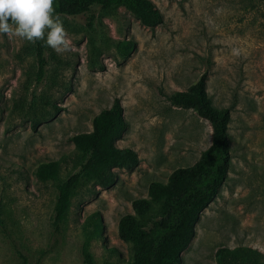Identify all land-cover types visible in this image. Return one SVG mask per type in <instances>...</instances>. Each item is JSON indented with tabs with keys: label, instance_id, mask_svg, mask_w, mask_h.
<instances>
[{
	"label": "rangeland",
	"instance_id": "rangeland-1",
	"mask_svg": "<svg viewBox=\"0 0 264 264\" xmlns=\"http://www.w3.org/2000/svg\"><path fill=\"white\" fill-rule=\"evenodd\" d=\"M163 15L154 28L124 8L60 16L73 50L58 54L43 39L42 80L34 43L0 34V264H85L86 242L96 264H129L119 218L210 146L212 128L167 96L202 74L216 107H229L231 169L203 211L183 264H219V248L250 247L261 255L222 264H264V0H152ZM132 39L128 58L118 45ZM119 98L128 123L117 146L135 150L133 171L115 169L103 189L82 183L59 230L52 225L55 183L39 181L40 162L61 160L60 178L80 166L71 136ZM59 108L53 114L52 106ZM39 120L37 130L31 124Z\"/></svg>",
	"mask_w": 264,
	"mask_h": 264
},
{
	"label": "trees",
	"instance_id": "trees-1",
	"mask_svg": "<svg viewBox=\"0 0 264 264\" xmlns=\"http://www.w3.org/2000/svg\"><path fill=\"white\" fill-rule=\"evenodd\" d=\"M175 1V0H168ZM102 10L122 7L145 27L154 28L163 22V15L152 0H54L55 13L76 17ZM136 49L132 39L118 45L122 57L128 58ZM38 64L37 80L45 73L46 59L43 40L34 42ZM207 75L202 74L184 91L167 96L172 106L191 109L207 120L212 128L211 144L191 165L175 168L166 181L152 180L147 196L132 200V212L122 215L117 224L119 239L132 251L129 264H183L182 252L195 236V226L203 211L216 199L231 169V145L228 125L229 107H216L206 90ZM54 115L59 112L52 106ZM40 121L31 124L37 130ZM128 123L119 98L92 119V129L71 136L70 141L80 157L79 168L65 179L60 178L61 160L40 162L34 172L41 182L55 183L57 196L52 225L59 230L69 211L72 197L80 184L91 183L103 189L118 181L115 169L135 170L140 159L135 150L117 146ZM81 254L85 264H96L83 243ZM261 254L250 247L219 248V264L225 260L250 258ZM23 264H31L20 255Z\"/></svg>",
	"mask_w": 264,
	"mask_h": 264
},
{
	"label": "clouds",
	"instance_id": "clouds-1",
	"mask_svg": "<svg viewBox=\"0 0 264 264\" xmlns=\"http://www.w3.org/2000/svg\"><path fill=\"white\" fill-rule=\"evenodd\" d=\"M0 34L33 43L46 36L47 46L58 54L73 50L54 0H0Z\"/></svg>",
	"mask_w": 264,
	"mask_h": 264
}]
</instances>
